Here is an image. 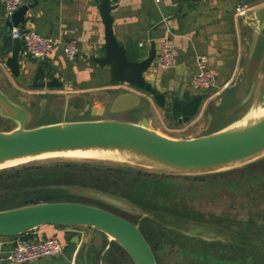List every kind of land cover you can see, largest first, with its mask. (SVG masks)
<instances>
[{"label":"rangeland","instance_id":"1","mask_svg":"<svg viewBox=\"0 0 264 264\" xmlns=\"http://www.w3.org/2000/svg\"><path fill=\"white\" fill-rule=\"evenodd\" d=\"M4 87L11 91L7 95L10 101L32 115L27 121L23 118V126L91 117L90 110L83 109L84 105L81 107L72 96L63 98L62 94L46 91L43 96L28 94L13 89L9 83ZM127 87L118 85L102 91L106 97L99 105L106 106L110 95ZM17 93H24L28 98L17 100ZM137 93L140 97L137 106L113 114L106 112L103 116L127 120L145 117L156 131L180 137L245 120L253 108L247 99L237 110L224 106L218 110L213 96L208 106L201 103L197 118L193 115L195 119L177 123L171 118L168 106L158 109L148 94ZM27 102L31 106L27 107ZM257 105H264V93ZM14 124V119L0 113V130ZM80 159L105 163H72ZM96 168H108L115 176L128 179L127 183L122 179L111 182L102 176L92 179L91 171ZM88 188L106 193L109 189L115 190L129 207H117L91 197L82 191ZM59 200L95 205L136 223L156 264H249L248 258L254 264H264V153L231 167L190 174L162 173L126 159L62 154L0 166V209ZM72 227L74 230L76 226ZM198 234L207 237L213 234L224 240H203ZM233 258L238 263L232 262Z\"/></svg>","mask_w":264,"mask_h":264},{"label":"water","instance_id":"2","mask_svg":"<svg viewBox=\"0 0 264 264\" xmlns=\"http://www.w3.org/2000/svg\"><path fill=\"white\" fill-rule=\"evenodd\" d=\"M181 1V0H178ZM236 4L256 3L260 0H235ZM32 3H22L10 14L1 15L4 35L8 46L0 48V70L8 71L21 81V45L17 37H12V26L25 21L27 8ZM112 6L109 0H98L96 9L103 29V53L91 55L90 59L99 66L106 65L110 83L122 82L131 90L115 92L107 105H89L91 117L85 119L60 120L33 126L22 125V110L18 105L0 94V113L14 119V126L0 130V164L12 159L33 156L45 152L73 149H102L120 153L128 161L145 165L162 173L190 174L204 173L234 166L264 153V114L234 120L226 125L200 134H185L180 137L164 135L153 129L145 117L127 120L103 116L106 112H121L139 103V92L148 94L159 107L168 106L169 113L177 123L189 120L198 110L202 95L191 93L183 96L180 86L169 97L157 90L143 77V72L153 64L155 47L149 42L145 55L138 59H128L124 46L118 43L112 31ZM264 21V4L245 16V23L251 26L249 54H251L258 31L255 24ZM264 63V54L258 59L253 81L245 94L251 105H257L260 81L258 73ZM41 65H37L29 83L32 87L59 86L61 81L54 77L41 78ZM19 100V99H17ZM85 194L125 208L129 207L122 198L88 188ZM58 224L86 226L102 231L116 241L130 256L134 264H156L153 252L136 223L107 209L75 201H36L10 208L0 209V236H11L27 232L41 225ZM189 235L192 232L183 231ZM192 235V234H190ZM204 240H221V236L209 237L198 234ZM88 243V241H87ZM80 232L73 233L57 257H50L45 264H83L77 250Z\"/></svg>","mask_w":264,"mask_h":264},{"label":"crops","instance_id":"3","mask_svg":"<svg viewBox=\"0 0 264 264\" xmlns=\"http://www.w3.org/2000/svg\"><path fill=\"white\" fill-rule=\"evenodd\" d=\"M97 2L98 0H23L22 3H32L33 6L25 10L24 16L29 18L18 26L34 29L60 41L42 60L20 52L19 62L23 77L18 81L8 71L0 70V94L10 100L7 95L11 91L4 87L9 83L13 89L23 90L28 94L43 96V92L46 91L62 94L63 98L72 96L82 107L85 103L99 106L106 97L101 94L102 91L118 85L125 87V83L122 82L110 83L107 66H99L90 59L91 55L99 56L103 53V29L96 9ZM109 2L113 5L110 10L112 31L116 41L124 46L128 59L143 57L150 41H153L155 50L163 40L171 46L175 59L172 67L160 68L153 63L143 72L144 79L153 87L164 92L167 97L174 93L177 86H180L183 96L191 93L201 94L202 99L194 114L195 118L198 116L196 114L199 108H202L201 103L208 106L213 96H216L213 104L218 110L222 106L228 110L239 108L238 105L243 102L253 81L257 61L264 54V21L255 24L258 35L249 54L252 28L245 23V16L250 15L264 2L246 4L242 13L235 11V0L157 2L109 0ZM1 15L0 3V48H6L8 43ZM68 39H74L78 46L77 53L72 59H68L61 52L62 41ZM198 53L206 57V65L214 73L215 84L209 89L195 90L190 85V78L196 68L194 56ZM39 64L41 78L54 77L61 81V85L30 86V78ZM257 77L260 81V98L264 93V63ZM127 89L131 90V87L128 86ZM21 94L23 95L17 93L15 98L19 100L28 98L24 93ZM46 100L49 101V97ZM248 100L251 105L250 98ZM25 105L31 106L29 102ZM155 107L161 108L156 104ZM22 111V116L27 121L32 115L29 111L24 109ZM76 232H80L77 250L82 251L79 256L84 257L92 251L107 255L113 251V246L108 243L110 238L108 235L86 226H76L74 230L72 227L70 231L58 225L46 224L32 229L28 235L39 238L54 234L61 243H65ZM10 238L11 236H0V256L10 247ZM110 257L107 255L108 259ZM49 259L50 257L43 256L20 264H45ZM0 264L15 263L0 259Z\"/></svg>","mask_w":264,"mask_h":264},{"label":"built area","instance_id":"4","mask_svg":"<svg viewBox=\"0 0 264 264\" xmlns=\"http://www.w3.org/2000/svg\"><path fill=\"white\" fill-rule=\"evenodd\" d=\"M160 1V0H153ZM23 0H0L2 5V16L10 14ZM246 4L235 5V11L243 12ZM10 35L17 37L20 41L21 50L25 55L42 60L59 43L60 39L50 35L39 33L31 28H20L18 25L12 26ZM140 45L141 42H138ZM78 50L74 39L64 40L61 43V52L68 59H72ZM175 59L171 46L163 40L157 47L153 57V63L160 68H169L174 65ZM195 71L190 78V85L193 89H209L215 84L214 73L206 65V57L198 53L194 56ZM65 230H72L71 225H61ZM32 230V229H31ZM31 230L23 233H29ZM63 243L54 235L34 238L24 234L12 235L10 247L0 256V259L20 264L39 257H57L62 251Z\"/></svg>","mask_w":264,"mask_h":264},{"label":"bare ground","instance_id":"5","mask_svg":"<svg viewBox=\"0 0 264 264\" xmlns=\"http://www.w3.org/2000/svg\"><path fill=\"white\" fill-rule=\"evenodd\" d=\"M248 114L251 116H259V115L264 114V105H257L255 107H253L248 112ZM59 154H62V155H80V156H86V157H110L112 159H122V160L125 159L122 154L114 152V151H109V150L73 149V150L58 151V152H45V153H39V154H36L33 156H25V157H21L18 159H12V160L6 161L5 163L0 164V166L7 165V164H13V163L24 161V160L31 159V158L46 157V156H59Z\"/></svg>","mask_w":264,"mask_h":264},{"label":"flooded vegetation","instance_id":"6","mask_svg":"<svg viewBox=\"0 0 264 264\" xmlns=\"http://www.w3.org/2000/svg\"><path fill=\"white\" fill-rule=\"evenodd\" d=\"M108 243H111L113 246V251L107 254L108 256H111L109 259L107 258L106 253L92 251L88 252L84 257L80 255V262H84L83 264H134L127 252L116 241L109 238Z\"/></svg>","mask_w":264,"mask_h":264},{"label":"trees","instance_id":"7","mask_svg":"<svg viewBox=\"0 0 264 264\" xmlns=\"http://www.w3.org/2000/svg\"><path fill=\"white\" fill-rule=\"evenodd\" d=\"M41 73H42V71H41ZM72 163L73 164H79V165H84V164L85 165H88V164H91V165L94 164L95 165V164H99V163L102 164V163H105V162H102L100 160H93V159H80L79 161H74ZM114 174H115V172L110 170V169H108V168L106 170L101 169V168H96V169H93L91 171V176L90 177H92V179H93V178H98V177L102 176L103 179L111 180V182H119L122 178L117 177ZM111 176H113V177H111ZM126 180H128V179H125V178L122 179L123 182L127 183ZM92 187L95 188L94 185ZM96 189H98V188H96ZM107 193L115 195V196H118V197L120 196L115 190H112V189H109V191ZM53 225H58V224H53ZM58 226H61V225H58ZM21 234H24L25 236H28V233H21ZM218 241H221V240H218ZM247 257H248V254L246 255V258ZM248 260H249V264H254L251 259L248 258ZM232 262L238 263V259L233 258Z\"/></svg>","mask_w":264,"mask_h":264}]
</instances>
